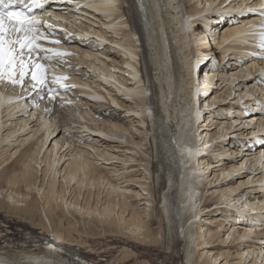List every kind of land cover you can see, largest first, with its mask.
Here are the masks:
<instances>
[{
	"label": "bare ground",
	"instance_id": "obj_1",
	"mask_svg": "<svg viewBox=\"0 0 264 264\" xmlns=\"http://www.w3.org/2000/svg\"><path fill=\"white\" fill-rule=\"evenodd\" d=\"M112 2L75 0V4H84L81 6L86 7L87 13L102 21L100 29L106 32L92 31L93 26L88 25V29L82 28L83 36L73 33L71 39L78 35L81 38L68 40L69 48L58 46L71 54L64 57L68 61L65 59L67 63L61 66L68 69L67 73L60 68L54 73L69 75L66 83L74 85L69 92H60L59 97L73 101L70 93L75 89L74 99L80 103H90V96L97 105L104 106L102 100L107 96L92 87L84 75H72L74 68H70L69 57H74V52L90 57L85 50L93 47L88 38H93L98 50L110 41L114 49L108 47L106 55L112 63L102 61L101 68L82 59L76 66L85 63L98 69L100 87L113 86L126 99L145 102V106L134 108L117 100L122 96H111L115 106L125 108L128 116L135 115L137 122L150 125L146 137L153 145L151 153L144 138L132 131L136 126L118 114L120 108L97 111L102 125L92 123L97 120L88 118L87 111L71 106L67 111L75 110L72 115L77 119L66 118V109L59 100L50 102L48 91L43 94L45 87L35 94L24 93L20 103L0 104V213L25 224L18 234H12L9 228L0 230V262L220 264L225 260L222 264H264V241L260 243L264 239V144L257 142L264 140V77L259 76L264 70V59L253 56L259 47L255 37L249 35L255 30L251 26L258 24L260 18L251 12L235 17L232 23L228 17L225 23L222 20L236 3L241 9L259 7L264 0H232L228 7L227 0H114V8L109 6ZM57 4L59 13L48 21L70 31L66 21L78 17L64 15L63 6ZM123 28L128 29L130 39L120 37ZM211 40L219 54L209 48ZM112 50L117 54L112 56ZM119 53L123 75L115 71L120 70L116 66ZM216 55L218 64L213 62ZM230 60L238 65L235 67ZM5 88L6 82L0 85L5 101L22 94L19 87L11 92ZM252 100L258 103H251ZM228 104L232 109L235 104L246 105V110L237 106L238 111L230 112ZM248 104H253V108H247ZM203 117L204 124L200 125ZM14 119L16 122H11ZM63 124L66 130L75 129L78 134L92 137L100 133L108 139L101 138L107 147L97 150L92 142L77 145L74 138L79 135L65 138L60 127ZM139 129L135 128L143 133L144 127ZM19 136L11 147L9 142ZM115 140L131 144L121 147L145 156L137 161L145 162L147 176H127L124 185L119 186L120 182L111 179L104 167L96 163L99 159L95 154L86 148L94 149L101 159L114 162L117 156L107 152V148ZM212 147L215 149L210 152ZM208 156L217 160L209 162ZM112 166H108L110 172L123 169ZM206 166L217 172L207 175ZM129 171L144 173L137 166ZM151 175L155 184L147 190L148 199L145 196L148 208L140 211L135 205L136 198L142 197L137 183L146 186ZM209 176L212 179L208 180ZM202 180H208L210 188L216 189L211 193L199 190ZM153 196L154 200L159 199L156 209ZM231 219L242 220L238 222L242 225ZM222 232V236L227 235L225 239ZM215 239L229 246V250L207 249ZM42 241L49 247L40 246ZM140 246L146 251H139ZM153 249L162 253L158 260H150Z\"/></svg>",
	"mask_w": 264,
	"mask_h": 264
},
{
	"label": "rangeland",
	"instance_id": "obj_2",
	"mask_svg": "<svg viewBox=\"0 0 264 264\" xmlns=\"http://www.w3.org/2000/svg\"><path fill=\"white\" fill-rule=\"evenodd\" d=\"M187 6L189 7V5H190V3L189 2H187ZM67 8V9H66ZM61 11H63L64 12V15H71V14H76L77 16L76 17H78V19H76V18H71L70 20H72V21H66L67 23V27L69 28H67V30H70L71 32H74V30H77L80 34H82L83 33V31H81V30H83L82 28H84V29H88V28H86V26H88L89 25V27H92V31H95V30H100V31H102V32H106L105 30H102V29H100L101 28V26H100V19L99 18H97V17H94L93 16V14L91 15L90 13H87L88 11L86 10V7H82L81 9H75L74 8V6H70V5H66V7H63L62 9H61ZM67 11V12H66ZM87 11V12H86ZM69 12V13H68ZM94 17V18H93ZM96 18V19H95ZM99 20V21H98ZM94 21H95V24H94ZM97 22H99V23H97ZM102 22V21H101ZM214 24V22L212 23V25ZM222 25V24H221ZM58 26H60V25H58ZM214 27H215V25H213ZM78 28L80 29V30H78ZM99 28V29H98ZM221 28V27H220ZM58 31V30H57ZM127 33H129V31H128V29H125V28H123V30H121V32H120V34H121V36L120 37H127V39L129 38L128 36V34ZM92 35L94 34H96V33H91ZM107 34H112V32H109V33H107ZM210 38H212V37H210ZM92 39L93 38H88V42L91 44V45H93V47H89V48H85V50H88V52H89V54L91 55L90 57H88V56H86V57H84V55H81V54H79V53H76V52H74V54L75 55H73L76 59H74V57H72V56H70L69 57V61H70V64H71V67L70 68H74V69H72L71 70V72H72V75H78L79 77H83V75L85 76V77H87L88 78V82L92 85V87H94V88H96V89H98L99 91H100V89H103L105 92L104 93H102L101 91H100V94H103V95H106L107 97H106V99L105 100H102L103 102V104H104V106H99V105H97L96 104V102L94 103L93 102V100L90 102V103H88L87 105H85V104H82V103H80L79 101H77L76 99H74L75 98V96H74V93H73V90H75V89H72L71 90V93H70V97L73 99V101H70V99H65L64 97H58V102H60V106L62 105V102H68V101H70L71 103L70 104H66L65 106H61L63 109H66V118H72V119H77V117H74L73 115H72V113H74L75 114V110L73 111V110H68L67 111V108L69 107V106H71V107H73L74 109H76L77 111H80L81 112V110L83 111V112H85V111H87V115H88V118H90V119H96L97 121H92V123H94V124H100L101 122H102V119H101V117L98 115V113H97V111H99L100 109H102V110H106V112H110V111H112V110H114V108H116V109H119V111H118V114H120L122 117H125L126 118V120L128 121V122H130V123H132V125H134V126H136V127H134L133 128V132L135 131V133L137 132V134L139 133V135L141 136V137H143L144 138V143H147V147H148V149H149V153H151V148H153V145H150V143H149V138L147 139V137H146V135H148V137H149V133H150V125H147V126H144L143 124H140L139 122H137L136 120H139V118H135V115L134 116H128L127 115V113L125 112V108H123V107H119V106H115V104H114V102L112 101V97H114V95L116 94H118V95H120V96H122V97H118L117 98V100L119 101V100H121V101H126V104L127 105H130V106H133L134 108H139V107H142V106H145V102H140V101H138V100H135V99H126V97H124L122 94H119L118 92H116V89L113 87V86H107V87H105L106 88V90H107V92H106V90H105V88H102V87H100V79H101V76L99 75V70L98 69H94V67H88L85 63H83V64H81L80 65V67H78V66H76V64H77V62H79V60H82V59H84V60H87L88 59V61H89V63H92V64H94V66L95 67H101L102 65H104L103 64V62L102 61H104L105 62V60L107 61V62H109V63H112V60H109V58L107 57V55L106 54H109V52H108V47H110V48H112L110 45H107V43H106V45L105 46H103V45H100V47L99 48H101V49H97L96 48V45H97V43L96 42H94V41H92ZM130 39V38H129ZM91 41V42H90ZM213 40H211V42L210 43H212V45L209 47L210 49H212V50H216V45H215V42L213 41ZM108 42H110V41H108ZM95 48V49H94ZM109 48V49H110ZM112 49H114V48H112ZM111 50V49H110ZM112 51H114L113 53L110 51V53L112 54V56H113V54H117V51L116 50H112ZM99 52V53H98ZM102 52V53H101ZM116 52V53H115ZM97 53V54H96ZM214 53V52H213ZM216 53H218L219 54V51H218V49L216 50ZM98 55V56H97ZM116 56H118V62H116L117 63V65H116V63H113V64H115L116 66H118V68L120 69V70H115L116 72H122L121 74L123 75V71H122V69H121V64H119L120 62H119V60H121L122 59V56H121V53H119L118 55H116ZM66 57V56H65ZM95 58V60H94V58ZM99 57H100V59H99ZM102 57V58H101ZM216 57H218L217 55H216ZM114 58V57H113ZM66 59V58H65ZM67 60V59H66ZM68 61V60H67ZM66 61V62H67ZM73 65H75V66H73ZM234 66L236 67L237 66V64L236 63H234ZM76 67V68H75ZM103 67V66H102ZM101 67V68H102ZM117 68V67H116ZM76 69V70H75ZM110 69L111 70H113V67H110ZM75 71H77L78 73H76L75 74ZM121 76V75H120ZM68 77H69V79L71 78L69 75H68ZM123 77V76H122ZM102 80V79H101ZM67 84H70V83H67ZM102 86V85H101ZM14 89H16V88H11V87H7L6 86V88H5V90L6 91H8V92H11V91H14ZM223 89H225V88H223ZM37 91H39V90H37ZM36 91V92H37ZM66 91H70V90H66ZM221 91V90H220ZM88 96V95H87ZM112 96V97H111ZM88 97H90V96H88ZM90 98H92V97H90ZM122 98V99H121ZM89 99V98H88ZM116 100V101H117ZM75 103H79V104H75ZM101 103V104H102ZM203 103H204V101H203ZM251 103H254V104H257L258 103V101H256V100H252L251 101ZM234 105V104H233ZM246 106V105H245ZM122 108V109H121ZM226 108H228L229 109V111L230 112H236L237 111V105L235 104V106H234V108L232 109V108H230V104H228V106L226 107ZM247 108H253V104L252 105H250V104H248V106H247ZM227 109V110H228ZM5 110V109H4ZM27 113H29V110H28V112ZM27 115V114H26ZM244 114H242V115H240V114H238V116H240V117H245V116H243ZM247 115V114H246ZM21 116V115H20ZM28 116V115H27ZM30 116V115H29ZM204 116H207L206 114H204ZM9 119V118H11V117H6V119ZM135 118V119H134ZM134 119V120H133ZM205 119V117H203L202 119H201V123H200V125H203L204 124V120ZM144 121H145V123H147V121H148V119L145 117L144 119H143ZM11 122H16V119H14L13 121H11ZM96 122V123H95ZM150 124V123H149ZM13 125V124H12ZM100 125H102V124H100ZM143 125V126H142ZM60 127H63L62 128V131H64V136H65V138H68V136L70 135L71 136V134H75L76 133V130L74 129V130H66L67 128H66V125L65 124H63L62 126H60ZM141 128V129H143V127H144V129H143V133H141V131L140 132H138L137 130H135V128ZM149 127V129H146L145 130V128H148ZM66 128V129H65ZM141 129H139V130H141ZM215 130H217L216 128L215 129H213V131H215ZM90 132H94V131H90ZM96 132V131H95ZM22 134L24 133V132H21ZM21 133H17V135L18 134H21ZM97 133V132H96ZM78 133H76L75 135H77ZM142 134V135H141ZM79 135V137L77 138V137H75L74 139L76 140L75 141V143L77 144V145H83V143H91V144H93V145H95L94 147L97 149H104V148H106L107 146V143H105L104 141H102L101 142V138H103L104 136H102V135H100V133H97V135H98V137H97V135L96 136H92L91 137V135H87L86 133H79L78 134ZM85 135V136H84ZM92 135H95V133L94 134H92ZM81 136V137H80ZM83 136V137H82ZM21 136H19L18 138H14L13 140H11L9 143H10V146L11 147H13V146H15V144H13V143H16V141H18L17 139H19ZM87 138V139H86ZM92 138V139H91ZM139 138V137H138ZM105 139H107V138H105L104 137V140ZM15 140V141H14ZM100 140V141H99ZM108 140V139H107ZM148 140V141H147ZM14 141V142H13ZM81 141V142H80ZM118 141H120V140H115L114 142H110V144H113L112 145V147H109V148H107V149H109V151H107V152H110V153H114L115 154V156H117V158H116V161H112V162H108L107 160H105L104 158H102L101 159V157H99L98 155H97V153H96V151L94 150V149H92V148H90V147H88V146H86V148H88V150H91L94 154H95V157L96 158H98L99 160L98 161H96V163L98 164V166H100V167H104V169L106 170V172L108 173V175H109V177L111 178V179H114V178H116L117 179V181L118 182H120L119 184V186H121V185H124V180L127 178V176H130V177H138V175L140 176H147V173H146V168L144 167L146 164H145V162L144 161H139L140 159H143V158H145V156L144 155H136L134 152H133V149L132 150H127V149H125L124 147H121V146H127V145H130L131 146V144H125V143H121V142H118ZM103 144V145H102ZM109 144V143H108ZM9 145V144H8ZM119 146V147H118ZM216 148H218V147H216ZM97 149V150H98ZM106 149V150H107ZM213 149H215V147H212V149L210 148V152H211V150H213ZM212 154V153H211ZM92 159L94 158L93 156H90ZM131 157V158H130ZM133 157V158H132ZM213 157H211L210 158V156H208V161L209 162H214V161H216L217 159H215V158H213ZM137 159H139L138 161H137ZM126 160H128V161H126ZM126 162V163H125ZM129 162V163H128ZM156 162V161H155ZM112 163V164H111ZM113 163H115L114 165H113ZM125 163V164H124ZM148 163V162H147ZM66 164V163H65ZM65 164L63 165V167L65 166ZM100 164V165H99ZM103 164V165H102ZM109 164V165H108ZM113 165V166H112ZM126 167H125V166ZM108 166H112V168H115V169H120L121 167L123 168L122 170H120V171H118V172H110L111 171V169L110 168H108ZM115 166H118V168L117 167H115ZM141 167L143 170H144V173H141V171H138V172H132V171H129V170H132V167ZM120 167V168H119ZM128 168H129V170H128ZM205 168H208V166H206ZM149 169H151V165L149 166ZM216 169V168H215ZM214 169V170H215ZM215 172H217V171H213V168H211V167H209L208 169H207V175H212L213 176V174L215 173ZM115 173V174H114ZM119 173V174H118ZM132 175V176H131ZM126 176V177H125ZM210 177V178H209ZM208 177V180L209 179H212V177L211 176H209ZM61 179V178H60ZM208 180H202V181H200V182H202L201 183V185H200V189L199 190H204L205 189V191L206 190H209V192L213 189H216V187L214 188V187H212V188H210L211 186L209 185V183H206ZM149 184H147L146 183V186H143V185H140L139 183H137V189L138 190H140V193H142V197H137L136 199V201L137 202H135V205L137 206V208H139V210L140 211H143V210H145L146 208H148V207H146V206H148V203H147V201H146V199H148V191H149V189H153L154 188V181H153V178H152V175H151V177H150V179H149V181H147ZM158 183L156 182V185H157ZM126 186V185H125ZM148 186V187H147ZM143 187V188H142ZM144 187H146L147 189H144ZM124 188V187H123ZM122 187H121V189H123ZM136 189V190H137ZM142 189V190H141ZM105 190V189H104ZM148 190V191H147ZM211 193V192H210ZM210 193H206V196H209L210 195ZM106 194V193H105ZM104 194V195H105ZM264 194V193H263ZM144 195V196H143ZM147 195V198L145 197ZM154 195V194H153ZM205 195V194H204ZM146 198V199H145ZM150 198V197H149ZM153 200H154V196L153 197H151ZM156 198L158 199V196H156ZM204 198H205V196H204ZM205 200H206V198H205ZM212 200V199H211ZM133 201V200H132ZM155 202V204H154V209H156L157 207H158V201H159V199L158 200H154ZM203 201H204V199H203ZM213 201V200H212ZM212 201L210 202V203H212ZM210 203H208L209 205H210ZM211 207L213 208V205H211ZM262 214V213H261ZM210 215H213V212H212V214H210ZM6 217H9V216H6ZM4 215H3V213H0V230L1 229H7V228H9L10 229V231H12L13 233L12 234H18L20 231H22L23 229H24V225L25 224H23L22 222H16L15 220H10L9 218H6ZM79 217V216H78ZM213 217H214V215H213ZM225 217V216H224ZM80 218V217H79ZM155 217H153V219H154ZM219 218H220V216H219ZM4 221H6V223L4 222ZM10 221V222H9ZM239 221H242V220H240V219H238V222ZM231 222L232 223H234V224H236V225H242L241 223H238V222H236V220H233V219H231ZM13 223V224H12ZM208 223V222H207ZM244 223V222H243ZM5 224V225H4ZM9 224V225H8ZM211 225V224H210ZM214 227H215V224H212ZM239 225V226H240ZM226 232H228V231H226ZM223 233L224 232H222L221 233V236L223 235ZM35 234H36V236H39V233L37 232H35ZM15 236V235H14ZM223 238L225 237H227V235H224V236H222ZM224 238V239H225ZM214 241H215V243H214ZM264 241V239H261L260 240V243H262ZM220 242V240H213V243H212V245L211 246H208L207 247V249H214L213 251H218L219 252V249H220V247H222L223 248V250H225V249H227V250H229V246L228 247H226V246H224L223 244H220L219 243ZM42 243V244H41ZM40 244V246H42V247H44V248H47V247H49V246H47L46 244H45V242H41ZM16 244H18V243H16ZM229 245H231V244H229ZM261 245H264V242L261 244ZM140 249H139V251H141V252H144V251H146L145 250V248L146 247H144L143 249H142V246H140L139 247ZM193 248V247H192ZM225 248V249H224ZM91 250V249H90ZM143 250V251H142ZM181 251V254L183 253V251H184V249H183V246L181 247V249H180ZM222 250V249H221ZM84 251L86 252H88V253H90L89 251H88V248H84ZM93 250H91V252H92ZM94 252V251H93ZM152 253H154V255H151V257H150V260H153V259H155V260H158L159 259V257H161L162 256V253L161 252H158V251H156V250H154L153 249V251H152ZM161 254V255H160ZM97 256V255H96ZM158 256V257H157ZM222 258H224V257H222ZM221 258V259H222ZM224 261L225 260H223L220 264H222V263H224ZM153 264H157V261L156 262H153ZM181 264V263H180Z\"/></svg>",
	"mask_w": 264,
	"mask_h": 264
},
{
	"label": "snow or ice",
	"instance_id": "obj_3",
	"mask_svg": "<svg viewBox=\"0 0 264 264\" xmlns=\"http://www.w3.org/2000/svg\"><path fill=\"white\" fill-rule=\"evenodd\" d=\"M17 3L23 4L24 7L22 9L11 7ZM45 3L47 0H31L29 6L24 0H0V85H5L6 82L7 87H19L22 93L9 97L6 101L0 94V104L20 103L24 100V93L34 92L46 86L49 101L52 102L59 97L61 89L66 91L74 87L66 83L68 76L56 75L54 70L50 71L52 64H66L64 57L71 53L55 47L61 41L54 38L56 34L53 25L42 17L29 15L33 8L43 9ZM109 6L115 7L114 0ZM238 11L259 14L260 20L258 24L251 26L255 30L249 35L255 37L258 47L262 50L259 56L264 59V4L259 7L241 8ZM256 55L253 53V56ZM259 76L264 77V70ZM70 103L62 102L61 106ZM45 111H48L47 107ZM257 142L264 144V140Z\"/></svg>",
	"mask_w": 264,
	"mask_h": 264
}]
</instances>
